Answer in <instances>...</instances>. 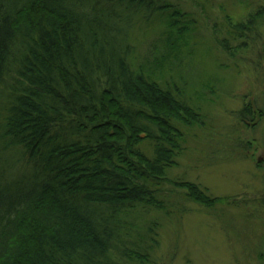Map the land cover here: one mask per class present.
<instances>
[{
    "label": "trees",
    "instance_id": "obj_1",
    "mask_svg": "<svg viewBox=\"0 0 264 264\" xmlns=\"http://www.w3.org/2000/svg\"><path fill=\"white\" fill-rule=\"evenodd\" d=\"M206 1L0 0V264H158L166 227L217 207L175 172L216 94L207 39L260 56L264 0L211 26Z\"/></svg>",
    "mask_w": 264,
    "mask_h": 264
},
{
    "label": "rangeland",
    "instance_id": "obj_2",
    "mask_svg": "<svg viewBox=\"0 0 264 264\" xmlns=\"http://www.w3.org/2000/svg\"><path fill=\"white\" fill-rule=\"evenodd\" d=\"M196 3L189 6L197 14ZM200 4L210 26L224 24L227 14L238 21L256 7L251 1L236 0ZM261 32L256 45L262 56L239 52L234 61L213 49L207 39V59L199 70L214 80L216 94L204 90V99L210 101L209 121L190 135L175 173L207 188L217 207L201 211L190 205L191 213L166 227L158 264H264V120L253 131L231 116L255 101L264 110V28ZM249 141L252 148L246 145Z\"/></svg>",
    "mask_w": 264,
    "mask_h": 264
}]
</instances>
